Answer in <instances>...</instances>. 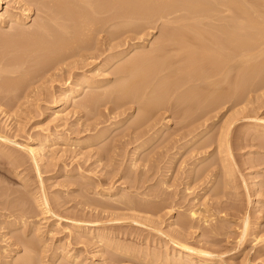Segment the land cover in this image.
Returning a JSON list of instances; mask_svg holds the SVG:
<instances>
[{
	"label": "bare ground",
	"instance_id": "6f19581e",
	"mask_svg": "<svg viewBox=\"0 0 264 264\" xmlns=\"http://www.w3.org/2000/svg\"><path fill=\"white\" fill-rule=\"evenodd\" d=\"M13 1H14L15 5H18V8L21 9V10L20 9L19 10L22 13H19V12L16 13V12H13L9 9V10H6L4 13L1 14V11L4 8L6 1L0 0V32L4 28H9V30H8L9 32L5 33V31H3L4 32L3 34H2V32L0 33V45H1L0 49H4L2 51L5 52V53H3L2 51H1L2 53L0 52L1 53V55H0V115H1V117L3 116V118L5 117L4 118L5 120L7 117V119H8L7 122L9 121L10 118L13 119V117L15 120H17L16 118H18V115L21 116L22 112H24L23 110H25V109H22L23 106L25 108L28 107V105H29L28 101L31 97H33L32 95H34V97L38 96V95H36V92H39V91H36L37 88L35 89L32 87L33 90H31L32 89L31 84H33V82H36L35 80H37V81L43 80L44 81L45 76L49 75L51 72L54 71L53 73H55V71H57V70L61 71L62 67H63V66L61 67V65L65 64L66 61H68L71 58L75 59V57H81V58H83V60H88L87 62H83L84 65L82 64V62L79 61L80 64L83 66H81L79 64L78 65L82 68L84 66H85V68L88 67V66H86L88 64V62H89L88 65H91L90 64L91 61H89V59L92 60V64H94V61L95 62L97 61L99 63L100 62L99 59H102L101 61L104 62V68L110 67V65L115 66L116 64H118L115 69L113 66L112 67L114 70L113 71L114 75H118L117 77H119V78H115V79H119V81H121L120 83H117L119 81H116L117 84L115 83L116 85H112V80H110V79L109 80L108 79H104V80L102 79L101 81H99V80L94 79L92 77L88 78V76L86 77L84 74H82V75L80 74L81 76H80V78L78 76L79 79L77 81L73 82V84H72V82H71L72 80H71L70 81L71 85L67 84L68 87L65 89L63 88L64 90H62V92H61L62 96L65 95V98L63 100H55L54 98L49 99V100H51V102L52 101L54 102L52 106L50 105L49 109L57 110L59 108L64 107L66 104L73 102L74 99L77 96H79L78 94L82 92L81 90L82 89L84 90L86 88L90 89L92 91V94H90V93H88L90 95L85 94L86 98H84V100H81V101H79V103H77L78 106L80 104L82 108L84 107L85 109L86 108L89 109L88 107L93 106L92 108L94 109L95 108L94 105L98 104L100 101L99 99H101V98L109 101V103L111 104V102H110L112 100L111 95H113V94H115V96H116V97L113 96V97H115V98H113L115 100L114 105L115 104L117 105L119 102L122 103L124 101V104L126 107L125 109H128V107L126 106V102H128V104L130 102V104L133 103V104L140 106V108L138 107L139 111H138V116L136 117L137 120L135 118V122L138 125L141 124L140 127L142 130L140 131L139 130L140 128H137L141 133H138V134L136 133L137 134V135H135L136 137L135 138L133 137L134 139L131 142V146H132V144H136V145H134L135 146V148H134L135 149L134 150L135 155H139L140 153H142V151H144L146 148H148L156 139H158V137H160V134L162 133V131L172 124L171 119L168 118L167 120L165 119L166 123L163 127L157 128V126L159 124L157 125V123L155 121H154V123L152 122V120L154 118L153 115L155 114V111L157 109H158V112L160 109H162L164 111L166 110L169 112L171 111L173 113V116H175L178 120L182 121V122H180V121L179 122H180V124H182L181 126H183V128L186 129V132H184V133L182 132V135H180V138L187 139V138L191 137V139L189 138V140L186 142L187 145L189 144V145L195 146L196 144H200V146L197 148V151H198L201 149H203V150L207 149V148H209V146H212L213 144H215V145L217 144L216 145L217 151L221 154V156L219 158L222 159L221 162H222L223 168L221 170H223V172H225L224 174H226V176L228 175V177H231L229 175H232V172L235 170H233L232 169L233 167L231 168V165L228 164L229 160L227 158V157L231 158L230 157L231 154L229 153L231 150V148L229 147L230 138L229 137L224 138L223 136L221 137L223 130L228 131L230 129V127H229L230 123L229 122L227 123V120L229 118L226 119V125H228V124L229 125L226 127L222 126L225 129L222 128V130L220 131L221 133L219 132L221 135L218 139L214 140L213 138H211V140L205 141L204 138L209 133V130H208V127H207V129L206 128L201 129V128L204 127V125H206V123L208 124V122H210L211 120L214 119L215 115H214V117H212L211 116L212 112H215L216 110L224 107L225 105H227V107L229 106L228 110H233L235 107L237 108V107H239V105L245 103V99L248 97V95L252 96L251 92H253L254 90L256 91V89L258 87L264 86V62L263 63L259 62V64H258V62H255L256 60L258 61L260 58H262L261 60H263V56H264V0H13ZM34 3H35V5H33ZM31 5L36 6V9L38 10L37 12L42 13L41 15L43 16V17L40 16L41 19H39L40 17H38V19L40 21H37L38 19L34 20L36 22L34 23L35 25L33 28L31 26H30V28L27 27L28 22L32 21V19H31L32 18V16H31V14H32ZM117 21H119L118 23L122 25L121 29H119L121 27V25H118V24L115 27L117 29V27L119 26L118 30H116L115 28H113V30H110L109 28H111V26H109V28L107 27L109 23H112V22L115 23ZM158 22H160V23L162 22L161 28L163 27L162 28L163 30H161L162 33L160 31V33H161V37H159L160 40L158 38L159 42L156 41V43H154L155 46L153 45L154 47L152 46V48H150V46H151L150 45L149 46L150 50H148V48L146 50L145 46H142V47L137 46L140 42L138 43L135 41L144 38V37L143 38L140 37L139 35H141L143 32H145L144 30L146 28H151V27L155 26ZM114 23H112L111 25H113ZM153 28H155V27H153ZM114 29L116 31H119L118 33L116 32L117 37L122 38L121 41H119L120 43H118L117 45L116 44L114 45V43H112V40L116 39V37H114V34H115ZM108 30H110V33L113 32L112 33L113 36L110 35V36H107V37L102 38L100 40V38H98L99 35L101 33H105V32L107 33L106 35H109V33L107 32ZM128 34H131V35H128ZM93 40L95 41V44L92 46L89 44V42H91ZM156 44H157V46H156ZM2 45H4V46H2ZM123 46L124 47L127 46V47L120 52H117V53L112 52L111 53V51L115 50L116 48H118V47L123 48ZM137 47H138V49H136ZM135 49L137 51L139 49H141L142 52L138 51V53H135L136 52ZM133 50L135 52L131 57L130 53L133 52ZM38 53H40V54H38ZM30 54H32L33 56L35 55L34 60H33V58L31 59L29 57V56H31ZM128 56H130V57L128 58ZM257 57H260V58L258 59ZM68 62H70V61H68ZM74 62L76 63V61H74ZM67 65H68V63L64 67L69 68V66H67ZM78 65L75 64L76 67ZM34 67L36 68V70H35L36 73L33 72V69L30 70L31 68H34ZM73 67H74V65H73ZM85 68H83V69H85ZM67 70H69V69H67ZM30 71L33 73H30ZM71 71L69 70V72H71ZM33 74H34V76H33ZM35 74L36 75L38 74V76H36ZM105 74H106V72H105ZM101 75H103V74H101ZM69 76H72V75H69ZM73 76H74V74H73ZM52 77H54V75H52ZM64 78H66V77H64ZM70 79H71L70 77L67 78L66 79L67 81L65 83H70L69 82ZM52 83H54V82H52ZM36 84H35V87L37 86ZM110 85H111V88H110ZM45 86H47V85H45ZM241 86H243V87H241ZM39 87H41V86H39ZM255 87H256V89H254ZM46 90L47 89H45V91ZM98 90H101V92L99 91L96 93V91H98ZM255 91H254V93L257 92V91L255 92ZM62 96H61V99H62ZM100 96H101V98H100ZM104 96L107 98L105 99ZM52 97H54V96L52 95L51 98ZM97 97H99V98H97ZM43 98H44V96H43ZM251 98H249L250 99L249 102L251 101ZM33 99H35V98H33ZM116 101H117V103H116ZM242 101H243V103H241ZM101 104H103V103H100L99 105H101ZM105 104H106V102H105ZM26 105H27V107H26ZM116 105H115V107H116ZM122 105H123V103H122ZM118 107H119V105H118ZM120 107L122 108V106H120ZM28 108H30V107H28ZM92 108H90V109L92 110ZM98 108H100V107H97V109ZM29 110L30 109H28V111ZM124 110L122 108V111H124ZM112 111H114V110H112ZM25 112H27V110ZM219 112L217 114H219ZM116 113H118V112H116ZM236 113H237V111H236ZM113 114H115V113H113ZM24 115H26V114H24ZM65 116H66V114H65ZM234 116H235V113H234ZM22 117H23V115H22ZM25 117H27V116H25ZM231 117H233V116H231ZM53 118H54V122H56L60 126L61 122L63 123L65 121L64 119L66 117L64 118L63 115H60V113L58 111H55ZM176 118H175V120H176ZM28 119H30V118L28 117ZM154 120H156V119H154ZM224 120H225V118H224ZM10 121H11V119H10ZM12 121H14V120H12ZM149 121H151L152 124H150ZM229 121H230V119H229ZM179 122L177 124H179ZM230 122H232V121H230ZM14 123L15 122H13V124ZM20 124H22V123H20ZM83 124H85V123H83ZM92 124H96V122L92 123ZM131 124L135 125L133 123V121H131ZM143 124H145L144 127L142 126ZM88 125L90 126L91 124H88ZM88 125H86V126H88ZM138 125H137V127H138ZM146 125H148V126H146ZM3 126L0 125V142H5V145H7L9 142H11L10 141L11 137L9 134L10 132H9V130L5 131L8 128L6 129ZM24 126H26V125H24ZM63 126L65 127L66 124L65 125L63 124ZM77 126H78V124H77ZM77 126H75V127H77ZM68 127H69V125H68ZM91 127H93V125ZM131 127H133V126H131ZM142 127L143 128L146 127V128L143 129ZM3 128H5V130ZM20 128L17 129L18 132L24 131L23 129L21 130ZM183 128H180V130ZM14 129L15 128H13V130ZM110 129L111 128H109L106 131L104 130L102 133L100 131H98V135L95 136V139L93 142H102V141L104 142L106 140L108 133L110 132ZM137 129H135V130H137ZM219 129H218V131H219ZM259 129L260 130L258 132H260L261 134L264 133V126H260ZM17 130H16V132H17ZM88 130H89V128H88ZM10 131H11V128H10ZM95 131H93V132H95ZM71 132H72V130H71ZM99 132H100V134H99ZM134 132H136V131H134ZM24 133H19V135L24 134ZM180 133L181 132H179L178 134H180ZM8 134H9V136H8ZM35 134H36V132H35ZM66 134H69V133L66 132ZM164 134H165V132H163V135ZM15 135H17V134H15ZM133 135H134V133H133ZM57 136H59V135H57ZM67 136L68 135H65V133H63V135H61V137L59 138V142L61 144L64 143V145H65V143L68 141ZM54 138H56L55 131L49 132V134L46 136L40 137L38 135H35L31 138L30 142H32V144H34V145L32 147L30 145V149H28L29 152L27 153V154H29V156H31L30 160L32 159L34 161V162H29V163H32L31 166L34 167V165H33L34 163L46 162L48 160V158H49L48 161L50 164H52V163L56 164V163H54V161H56V162L61 161L62 162V159L64 161L65 156H63V155L60 156V157H62L60 160H59L60 157L58 159H55V158H57V156L55 157V155L58 154V156H59V152L57 153L56 151L53 150V148L56 146L55 143H54L55 145H46L48 142H50V140H53ZM90 138H92V137H90ZM120 138L122 139V136ZM12 139H14L13 136H12ZM131 139H132V137H131ZM114 140H116V139H114ZM79 141H80V139L73 141L72 142L73 147H75L76 145H79ZM86 141H85L86 144L87 143L89 144V141L92 142L91 139L87 142ZM126 141H125V144L127 145ZM82 142H80V144ZM118 142L121 143V141H118ZM118 142H117V144H118ZM177 142H179V141H177ZM13 143H15V142H13ZM113 143H111V144L115 145ZM128 144H129V142H128ZM59 146L57 147L58 149L60 148ZM66 146H64V147L66 148ZM51 147H52V150L49 149ZM105 147H106V145H105ZM2 148L7 150V148H5V147H0V151L2 153L4 152L3 150H1ZM46 148H48L49 151H51L50 152L51 155H50V153H48L49 154L48 158L46 157L47 156L46 155L47 150H45ZM58 149H57V151H58ZM113 149L114 150L116 149L115 146L113 147ZM134 151H133V153H134ZM22 152H23V150H22ZM61 152H63V150L60 151V154H63ZM105 152H107V153L109 152V155H107V157H108L107 162L110 163L109 159H111L112 156L111 157H109V156H110V153L112 151L110 152V150H109V151H104V153ZM205 152H207V150ZM4 153L7 155V153H9V152H4ZM65 153H67V152H65ZM190 153H193V152H190ZM24 154H26V153H23V155ZM68 154L69 153H67L65 155H68ZM101 154L99 155V157H100L99 161L102 162V160L105 159L106 155L104 156ZM226 154H228V156ZM9 155L11 157H14L15 154H12V152H11V154L9 153ZM18 155H20V154H18ZM18 155H15V158L18 157L17 159L19 161L20 156H18ZM69 155L74 156V157H71L72 159H74L75 157L76 158L79 157V155L76 156L77 154L75 155V153L69 154ZM80 156H82V154ZM101 156H103V157H101ZM5 157H7V156H5ZM209 157H211V154H208L205 157H202L200 159L197 158V159H198V162H200L203 160H207ZM9 158L10 157H8V160H9ZM22 158H21L22 162L19 161L20 164L27 161L25 158L23 161ZM139 158H140V156H139ZM141 158H140V161H141ZM143 159L145 161L147 158L143 157L142 160ZM66 160H68V159L65 158V161ZM78 160H79V158H78ZM12 161L15 162L14 159ZM18 161L15 163H18ZM75 161H77V160H75ZM148 161H150V160L148 159ZM67 162H64V163L66 164ZM198 162H197V164H198ZM46 163H45V166L47 164H49V163H47V164ZM84 163L82 164L83 166H84ZM212 163H214V161ZM252 163L253 162H251V164ZM20 164L18 163L19 166H20ZM23 164H24V168H26L25 165L27 163L26 164L23 163ZM53 164L51 167L54 170L55 166L57 167V165L54 166ZM78 164H80V162ZM78 164H75V165H78ZM195 164H196V162H195ZM62 165H64V164H62ZM66 165L68 166L69 164L67 163ZM71 165H72V163H70V166ZM19 166H18V169L22 167V165H21V167H19ZM38 166H40V165H38ZM48 166H50V165H48ZM67 166H65V167H67ZM70 166H68L67 167L68 169L67 168L66 169L69 170ZM81 166L78 168H71V171L70 170L69 171L70 172H76L77 174L76 173L75 174L77 176H80L81 178L86 177V174H84V172L86 170L83 171V169H82L83 167H81ZM207 166L208 165H206V167ZM214 166H216V165H214ZM222 166H220V167H222ZM12 167H13V164H12ZM238 167H240V166H238ZM13 168H15V166ZM16 168H17V165H16ZM58 168L60 169L61 167H58ZM58 168H55V169H58ZM194 168H196V167L193 166L192 173H193V175L195 174V177H196L197 174H196L195 170L197 171L198 167L195 170H194ZM210 168H214V167L211 165ZM37 169H38V167H37ZM45 169L46 168H44L43 171ZM62 169H60V170H62ZM72 169H76V170H72ZM204 169L205 168H203V170ZM38 170H41V169H38ZM102 170H104V169H102ZM212 170H214V169H212ZM14 171H15V169H14ZM34 171H36V169ZM69 171H67V172H69ZM200 172H204V171L201 170ZM205 172L201 173V174H204L203 176H206L207 172H206V174H205ZM192 173H191V175H192ZM213 173H215V174H213ZM212 174L213 175H211V177H214V179L210 182V185L207 186L208 189L213 188V186L217 182V178L219 177L218 171H216V172L213 171ZM201 176L202 175H200V177ZM207 177H209V174H207L206 178ZM201 178H196V179H197V181H199ZM225 178L226 177H223V181ZM228 179L230 180V178L226 179L227 182L229 181ZM233 179L236 180V178H233ZM203 180L206 181V179H203ZM134 181H137V179ZM74 182H76V181H74ZM200 182H201V180H200ZM224 182L227 184L226 181H224ZM230 183L231 182H229V184ZM84 184H87V183H84ZM227 185H226V187H228ZM23 186H26V183ZM232 187H233V185H232ZM26 189H27V186H26ZM4 191H6V190H4ZM200 192L202 194V191H200ZM46 194H42L43 196L41 197L39 206L41 207V209L43 210L44 213H46V214L52 213L53 214L55 210L53 209V206L51 208L52 203L50 204ZM96 194L99 195V193H96ZM121 200H122V198H121ZM8 202H9V200H7V203ZM10 202L8 204H10ZM119 202H121V205H122V207L121 206H119V207H121L123 210L126 209L129 212L135 211V210L139 211V209L144 210V208L147 210L149 208L147 205H144L145 203L142 204L140 201L139 202L142 204L141 207H143V205H144L148 208H146V207L140 208L139 204L134 205L136 203L133 204V201H131V200L129 202H128V200H127V202H122L119 200ZM7 203L5 206L8 205ZM93 203H92V201L91 202L84 201L82 205L86 206V207H88V206L93 207L95 205V203L98 204V202H95L94 204ZM24 204L22 203V206H21V204H19V205L17 204L16 209H18L20 206V209L22 210ZM112 204H113V202H112ZM172 204H170V205H172ZM12 205H14V203ZM25 206H24V208H25ZM95 206H97V205H95ZM112 206L106 205V208L109 207V208L113 209L115 206H113V207ZM8 207H9V205H8ZM8 207H4L3 212L0 211V212H2V213H0V218L1 219L5 218L3 220L0 219V231L8 230L10 232H5L4 235L2 233H0V237L7 238L8 235H10V236L13 235L12 233H13L14 229L22 230L23 235L21 236L20 234H18V233L22 232V231L21 232L19 231L17 233V235H19V236H16V234H15V236L13 235L12 237H8L7 241L5 240L6 242H9L8 245H7V243H5L6 246L3 248L1 247L2 245H0V248H1L0 249V264H38L39 262L40 263L45 262L46 264L47 263L48 264H73L76 262L77 256L74 257V255L72 256L71 254H69V252H67L64 247H62V248L59 247L58 249L55 248V250L53 249L52 255L48 256L46 254L47 253V247H46V245H44L45 241L43 240V238H41L42 235L36 234V236L30 235V237H29V235H27V234H29V232H33L35 230H38L36 228V227H38V225L35 222H33V221H35L34 220L35 218H33V221H32V217H34V215H30V214L25 215L26 212L24 210V212H22L23 215H20L21 214L20 213V214H18V216H15V214H14L16 212L15 211V205H14V208L12 206H10L9 208ZM94 207H93V209H94ZM12 208H13V210H12ZM154 208H155V206H154ZM115 209H119V208L117 207ZM151 209H152V212L156 211L153 208H151ZM146 210H145V212H147ZM241 210L244 211L243 208H241ZM4 211L8 212V214L4 213ZM26 211H28V210H26ZM148 211H151V210H148ZM27 213H31V212H27ZM41 213H42V211H41ZM16 215H17V213H16ZM130 215H129V217H130ZM195 215H196V213L192 212L190 215V218H192V220H193V218L195 219ZM124 216L126 218V214ZM134 218L132 219V221L135 220ZM119 219H120V217H119ZM123 219H124V217H123ZM242 219H243L242 226H241L242 232L240 231L241 232V239H240L241 242L243 243L244 241H246L248 239V237L249 238L252 237L253 241H255V242L259 241L261 238V241L263 240V242H264V237H262L260 235V231H259L260 229L258 231H256L257 230L256 229V230L250 232V227H251L252 223L250 221V217H249L248 213L247 214L245 213L244 218H242ZM146 220H148V219H146ZM185 220L187 221V219H185ZM189 220H191V219H188V222L184 223V224L182 222V224L184 226V230L182 232L180 230H179L180 232L179 231L178 232L172 231L173 235H171V237L169 236L170 234H168V236L170 237L169 239L173 241L172 244L176 248H178L179 250L176 251V253L173 255H170L166 252H165L166 255L160 254L161 256H166L165 259L163 258V260H160V264H223V262H222L223 260L216 261L214 258H212V256H213L212 253H210L207 250H204L202 248H199V247L197 248L190 243L191 240H189L190 238L188 236L189 235L188 229H189V227L190 228H193V227H191L192 223ZM205 220H207V219H205ZM153 221H154V219H153ZM135 222H137V220H135ZM35 224H36V226H35ZM156 225H158V224L156 223ZM82 226L83 225L79 226L77 229L78 235L86 234V236L90 237V238H88L89 243L94 242V244L95 243L101 244V245H99V246H101L99 248H101L100 251L102 253L105 250L111 249L118 256V258L121 259V262H124V261H122V259H124V260L126 259L128 261H130V260L134 261V259H140L141 260V259L145 258L144 261L146 260L148 262V264H150V263L153 264L155 261L159 260L158 259L159 255L156 256L155 252H152V253H154V255L157 257V259L154 257V255H151L154 258L149 257L150 259L147 260L146 259L147 258L146 253H145V255L142 253V255L144 256V258H143L142 256H140L141 255L140 251L138 252L140 255L138 253H136L137 249L135 252L134 248L132 249L129 246H125L123 244L117 243L119 240L117 242H115L114 240H110L109 235L107 233L100 232L98 230H93L92 228L87 227V226L86 227H82ZM156 228H158V227H156ZM213 228H214V230H216L215 227H213ZM214 230L211 229L209 231L213 232ZM38 231L40 232V230H38ZM109 231H110V229H109ZM217 232L218 231H215V233H217ZM186 234H188V235H186ZM211 234L216 235L214 233H211ZM166 235H167V232H166ZM32 236H33V238H32ZM13 237H15V239H14L15 241H12ZM0 241H1V238H0ZM2 241H3V239H2ZM2 244H4V243H2ZM165 245H166V243H165ZM23 249L26 251L25 254H23L24 253ZM3 255L5 257H3ZM19 255H21V256L19 257ZM116 255L114 256V258L117 257ZM1 258L5 259V260L2 261ZM126 260H125V262H126ZM144 261H142V262H144ZM119 262L120 261H118V263ZM43 263H41V264H43ZM132 264H134V263L132 262ZM156 264H159V262Z\"/></svg>",
	"mask_w": 264,
	"mask_h": 264
},
{
	"label": "rangeland",
	"instance_id": "374dc122",
	"mask_svg": "<svg viewBox=\"0 0 264 264\" xmlns=\"http://www.w3.org/2000/svg\"><path fill=\"white\" fill-rule=\"evenodd\" d=\"M5 1H6V4L4 5L3 10L1 11V14L4 13L6 10H9V9L13 12H16V13L17 12L22 13V12H20L21 9L18 8V5H15L13 0H5ZM33 5H35V3ZM31 8H32V14H31L32 21L28 22V25H27V27H29V28H30V26L33 28L35 25L34 23L36 22L34 20H36V19H38V17L42 16L41 15L42 13L37 12L38 10L36 9V6L31 5ZM39 19H41V17ZM39 19L37 21H40ZM118 22L119 21L115 22L116 24L114 22H112L115 25L114 24L111 25L112 23H109L110 25L108 24L107 27L109 28V26H111L112 29L111 28H109V29L113 30V28H115L117 26V24L121 25ZM161 24H162V22L161 23L158 22L155 26H153L155 28H153V27L146 28L144 30L146 33L143 32L144 34L142 33L141 35H139L140 37H142V38L144 37V38L135 41L138 43L140 42L137 46H141V47L145 46L146 50H147V48H148V50H150V48H152L153 45L155 46L154 43H156V41H158V38L161 37V33H162L161 30H163L162 29L163 27L161 28ZM118 28H119V26L117 27V29L116 28L115 29L118 30ZM121 28H122V25L119 29H121ZM115 29H114V32L116 35L114 34V37H116V39L113 38L114 40H112V43H114V45L115 44L117 45L118 43H120L119 41H121L122 38L117 37V33L119 31H116ZM8 30H9V28H4L1 32L3 34L4 33L3 31H5V33H6V32H9ZM110 30L107 31L109 33V35H106L107 34L106 32L101 33L98 38H100V40H101L102 38H105L107 36H110V35L113 36V34H112L113 32L110 33ZM160 31H161V33H160ZM128 35H131V34H128ZM159 40H160V38H159ZM93 41L89 42V44L92 46L95 44V41L94 42ZM141 42L142 43L144 42V43L142 44ZM2 46H4V45H2ZM149 46H150V48H149ZM156 46H157V44H156ZM126 47L127 46H125V47L123 46V48L118 47L115 50L111 51V53L112 52H115V53L120 52L123 49H125ZM0 48H1V45H0ZM136 49H138V47ZM136 49H135L136 52L133 50V52L130 53L131 57L134 54V52L138 53V51H141V49H139L138 51ZM2 50H4V49H0V52ZM1 53H0V55H1ZM3 53H5V52H3ZM38 54H40V53H38ZM30 55L31 56H29V57L31 59L33 58V60H34L35 55L34 56L32 54H30ZM129 57L130 56H128V58ZM257 58L259 59L260 57H257ZM261 59L262 58L259 59L260 61L256 60L255 62H258V64H259V62L263 63L264 62V56H263V60H261ZM73 60L76 61V63ZM101 60L102 59H99V61H100L99 63L97 61L96 62L94 61V64H92V60L89 59V61H91L90 62L91 65H88L89 64V62H88V64L86 63L87 64L86 66H88V67L85 68V66H84L83 68H85V69H83L82 67L79 66V65H81L80 62H82V64H83V62H87L88 60H83V58H81V57H75V59L74 58L69 59L68 61H70V62L66 61L65 64L61 65V67L62 66L64 67L68 63L67 66H69V68L68 67H64V68L62 67V70L60 69L61 71L57 70V71H55V73H53L54 72L53 71V72H51L52 74L50 73L49 75H46L44 78V81L43 80H40V81L35 80L36 82H33V84H31V88L32 87L35 89L37 88L36 91H39V92H36V95H38V96L34 97V95H32L33 97L30 98L31 100L29 99L30 102L28 101V104L29 105L31 104V105L30 106L28 104L27 105L30 108H28L27 105H26L27 108H25L23 106L22 109H25L23 111L25 112L27 110V112H25V113L22 112L23 117H22V115L21 116L18 115V118L20 117L21 119L16 118L18 120L17 121L13 117V119L10 118L11 121L9 119V121L7 122V120H8L7 117L5 120L4 119L5 117L3 118V116L1 117V115H0V125L1 126L4 125L3 127H5L6 129L8 128L7 130H5V128H3V129L5 131L9 130V132H10L9 134L11 137L10 138L11 142H9L8 144L6 143L7 145H5V142H0V144H1L0 147L7 148V150H5L4 148H2L1 150H3L4 152H9L10 154H11V152H12V154H15V155L20 154V155H18V156H20V158H19L20 162H22V160H21L22 157H23L22 158L23 161H24V158L28 161L27 162L25 160L26 162H23L25 164L27 163L26 164L27 166L25 165L26 168H24V164L23 163L20 164V162L17 159L18 157L15 158V155H14V157H11L9 155V153H7V155H6L4 152L2 153L0 151V211L3 212V208L8 207V205H9V207L12 206L13 208L15 205V211H16L14 213L15 216H18V214H20V213H21L20 215H23L22 212H24V210L26 212V214L24 213L25 215H28V214L34 215V217H32V221H33V218H35L34 219L35 221H33V222H35L38 225V227H36V228L38 230H40V232L38 230H35L33 232H29V234H27V235H29V237H30V235L36 236V234L42 235L41 238H43V240L45 241L44 245H46V247H47V253L46 254L48 256L52 255L53 249L55 250V248L58 249L59 247H61V248L64 247L66 249V251L69 252V254H71L72 256L74 255V257L77 256L76 262L73 264H115V263L116 264H125V263L126 264H128V263L132 264V262L134 264H148V262L146 260L144 261L145 258L142 255V253L144 255L146 253V256H147L146 259L147 260L150 259L151 257L152 258L155 257L157 259L156 256L159 255L158 256L159 260L155 261L153 264H156L158 262L160 264V260H163V258L164 259L166 258V256H161V255H166V253L173 255L176 253V251L179 250L178 248H176L172 244L173 241L170 240L169 238L171 237V235H173V232H178L179 230L182 232L184 230L183 224L187 223L188 219H191L189 221L192 223L191 227H193V228L189 227V229H188L189 233L187 232L189 235L186 234L189 236V238H190L189 240H191L190 243L197 248L199 247V248H202V249L207 250L208 252L212 253L214 256V257L212 256V258H214L216 261L223 260L222 261L223 264H244V263L245 264H264V244H263L264 242H263V240L261 241V238H260L259 241L255 242V241H253L252 237H250L251 239L248 237V239H247L248 241L246 240L243 243L240 240L241 239V232H242V230H241L242 229L241 228L242 221H243L242 218H244L245 213L246 214L248 213V215L250 217V221L252 223L251 227H250V232H252L256 229H257L256 231H258L260 229L259 230L260 235L262 237H264V133L261 134L260 132H258L260 130L259 129L260 126H264V86L258 87L259 89L258 88L256 89V87H255L254 89H256L257 92L255 90L254 91L256 93H254V91L251 92L252 96L248 95V97L245 99V103H243V101H242L241 103H243V104L240 103L241 105H239V107H237V108L235 107L233 110H228L229 106L227 107V105H225L224 107L216 110L215 112H212L211 116L214 117V115H215L214 119L210 121L211 123L208 122L209 125L206 123V125H204V127L201 128V129H205V128L207 129V127H208V130H209V133L204 138L205 141L211 140V138H213L215 140V139H218L220 137V135H221L220 131L222 130V128L225 129L224 127L229 125V124L226 125V119L229 118L230 121H232V122H230L229 119L227 120V123L228 122L230 123V125H229L230 129L228 131L223 130L222 135H221V137L223 136L224 138L225 137L230 138L229 147L231 148V150L229 153L231 154L230 155L231 158H229V157H227V158L229 160L228 164L231 165V168L233 167L232 169L235 171L232 172V175H229L231 177H228V175L226 176V174H224L225 172H223V170H221L223 168L222 162H221L222 159L219 158L221 156V154L217 151V146H216L217 144L216 145L213 144L212 146H209L210 149L207 148V149H204V150L201 149L198 151H197V148L200 146V144H196L195 146L189 145V144L187 145L186 142L189 140V138L191 139V137H189L187 139L180 138V135H182V132L183 133L186 132V129H184L183 126H181L182 124H180V122H182V121L178 120L175 116H173V113L171 111L170 112L166 111V110L164 111L162 109H160L159 112H158V109L155 111V114L153 115L154 118H153V120L152 119L151 120L153 123L155 121L157 123V125L159 124L157 126V128L163 127L168 118L171 119L172 124L170 126H168L169 128L167 127L166 129H164L162 131V133L160 134V137H158V139H156L153 142L154 144L152 143L148 148H146L144 151H142V153H140L141 155L140 154L135 155V151H134L135 146L134 145H136V144H132V146H131V142L136 137L135 135H137L138 133H141L140 131L142 130L140 127L141 124L138 125L135 122V118L138 116V111H139L138 109L140 108V106L133 104V103L130 104V102L128 104V102L125 101L126 106L128 107V109H125L126 107H125V104L123 101L122 102L123 105H122V103L119 102L117 105L115 104L116 105V107H115V105H114L115 100L113 98H115L116 96H115V94H113V95H111L112 96L111 99L113 100V101L112 100L110 101L111 104L109 103V101L104 100L100 96L101 99H99V100L100 101L102 100V101L101 102L99 101L98 104L94 105V107L96 109L95 108L93 109L92 108L93 106L88 107L89 109L92 108V110L90 109L91 111L87 108L85 109L84 107H83L84 108L83 109L81 107V105L79 104V106H78L77 103H79V101L84 100V98H86L85 94H88V93L92 94V91L90 89L86 88L84 90L83 89L81 90L82 92L78 94L79 96H77L73 102H70V103L66 104L64 107L59 108L57 110L49 109L50 105L52 106L54 103L53 101L51 102V100H49V99L54 98L55 100H63L65 98V95L64 96L61 95L62 90L67 88L69 84L71 85V82L73 84V82L77 81L82 74H84L86 77L88 76V78L92 77V78L97 79L99 81H101L102 79L103 80L104 79H108V80L110 79V80H112V85H116L117 83H120L121 81H119V79H115V78H119V77H117L118 75H114V73H113V71H114L113 67L115 69L118 64H116L115 66L110 65V67L104 68V62H102ZM75 64L76 65L79 64V65L76 67ZM73 65H74V67H73ZM83 65H81V66H83ZM32 69H33V72L36 73L35 72L36 68L34 67V68H31L30 70H32ZM65 69L66 70L69 69L70 71L72 70L71 72L74 74V76L71 72H69V70L66 71ZM33 72L30 71V73H33ZM105 72H106V74H105ZM38 74L37 75L35 74V75L38 76ZM101 74H103V75H101ZM52 75H54V77H52ZM69 75H72L73 77L69 76ZM33 76H34V74H33ZM68 76L71 78L69 80V82L71 80L72 81L70 83H65L67 81L66 79L69 78ZM78 76H79V78H78ZM64 77H66V78H64ZM116 81H119V82L116 83ZM52 82H54V83H52ZM35 84L37 85L36 87H35ZM38 85L41 87H39ZM45 85H47V86H45ZM241 87H243V86H241ZM33 88L31 90H33ZM110 88H111V85H110ZM45 89H47V90L45 91ZM99 91L101 92V90H98V91H96V93ZM90 94H88V95H90ZM50 95L51 96L53 95L54 97L51 98ZM60 95L62 96V99H61ZM43 96H44V98H43ZM113 96H115V97H113ZM33 98H35V99H33ZM97 98H99V97H97ZM106 98L107 97H105V99ZM249 98H251L250 102H249V100H250ZM105 102H106V104H105ZM100 103H103L104 105L103 104L99 105ZM116 103H117V101H116ZM118 105H119V107H118ZM120 106H122L123 110L124 109L125 110L122 111V108ZM97 107H100V108L97 109ZM28 109H30V110L28 111ZM96 110L97 111L99 110L98 111L99 113ZM112 110H114L115 112ZM55 111H58L60 113V115H63L64 118L65 117L67 118V119L66 118L64 119L66 122L65 121L63 123L61 122L60 126H59V124L54 122L53 117H54ZM236 111H237V113H236ZM116 112H118V113H116ZM218 112H219V114H217ZM113 113H115V114H113ZM234 113H235V116H234ZM24 114H26V115H24ZM65 114H66V116H65ZM25 116H27V117H25ZM231 116H233L234 118ZM28 117L30 119H28ZM175 118H176V120H175ZM224 118H225V120H224ZM154 119H156V120H154ZM12 120H14V121H12ZM136 120H137V118H136ZM131 121H133V123L135 125H132ZM13 122H15V123L13 124ZM95 122H96V124H92ZM149 122H150V124H152L151 121H149ZM178 122H179V124H177ZM20 123H22V124H20ZM83 123H85V124H83ZM63 124L64 125L66 124V126L64 127ZM67 124L69 125V127ZM77 124H78V126H77ZM88 124H91V125L89 126ZM136 124L138 125V127ZM145 124H143L142 126L144 127ZM24 125H26V126H24ZM86 125H88V126H86ZM92 125H93V127L95 126L94 127L95 129L93 127H91ZM75 126H77V127H75ZM131 126H133V127H131ZM146 126H148V125H146ZM222 126H224V127H222ZM10 128H11V131H10ZM13 128H15V129L13 130ZM19 128L21 130L23 129L24 131L18 132L17 129H19ZM88 128H89V130H88ZM109 128H111L110 132L108 133L106 140L104 142L103 141L102 142H93L95 139V136L98 135V131H100L102 133L104 130L106 131ZM137 128H140L139 129L140 131ZM145 128H143V129H145ZM180 128H183L184 130L183 129L180 130ZM91 129L93 131H95V130L96 131L93 132ZM135 129H137V130H135ZM218 129H219V131H218ZM16 130H17V132H16ZM71 130H72V132H71ZM53 131H55V133H56V138H54L53 140H50V142H48L46 145H55L56 144V146L53 148V150L56 151L57 153L59 152V156H58V154L55 155V157L57 156V158H55V159H58L61 155L65 156V158L68 159L66 161H65V158H64V161L62 159L63 163L61 161H57V162L54 161V163H56V164L52 163L54 166L57 165V167L55 166V168L61 167L60 169H62L64 167L65 169L63 168L64 170L63 169L60 170L59 168L58 169L54 168V170H53V168L51 167L52 164H50L48 161L49 160V158H48L49 154L48 153L51 152V151H49V149L52 150V147L49 149L48 148L45 149V150H47V154H46L47 156L46 157L48 158V160H47L48 162L47 161L46 162L49 164H47L46 162H43L44 164L43 163H34L33 164L34 167L31 166L32 163H29V162H34V161L32 159L30 160L31 156H29V154H27L29 152L28 149H30V145H31V147L34 145V144H32V142H30L31 138L35 135H38L40 137L46 136L49 134V132H53ZM134 131H136V132H134ZM35 132H36V134H35ZM66 132H68L69 134H66ZM100 132H99V134H100ZM163 132H165L164 135H163ZM179 132H181V133L178 134ZM19 133H24L25 135L24 134L19 135ZM63 133H65V135H68L67 136L68 141L65 143V145H64V143H62L63 144L62 145L59 142V138L61 137V135H63ZM133 133H134V135H133ZM9 134H8V136H9ZM15 134H17V135H15ZM57 135H59V136H57ZM12 136L14 137V139H12ZM121 136H122V139L120 138ZM90 137H92V138H90ZM131 137H132V139H131ZM78 138L80 139L79 145H76L75 147H73L72 142L79 140ZM90 139L92 140V142L89 141ZM114 139H116V140H114ZM86 140L89 141L90 145L88 143L87 144L85 143ZM124 140L125 141L127 140L126 141L127 145L125 144ZM176 140L179 142H177ZM252 140L253 141L255 140V141L253 142ZM118 141H121V143L124 146ZM13 142H15V143H13ZM80 142H82V143L80 144ZM117 142H118V144H117ZM128 142H129V144H128ZM111 143H113L115 145H112ZM105 145H106V147H105ZM111 145L113 147L115 146L116 149L114 150ZM58 146L60 147L59 149L57 148ZM64 146H66L67 149ZM57 149H58V151H57ZM22 150H23V152H22ZM61 150H63V152H61L63 154H60ZM109 150H110V152L114 151L113 153L111 152L112 154L110 153L109 157L112 156V158L109 159L110 163L107 162L108 161L107 155H109V152L104 153V151H109ZM206 150H207V152H205ZM133 151H134V153H133ZM65 152H67L69 154L75 153V155L77 154L76 156L79 155V157H77V158L75 157L74 159H72L71 157H74V156L69 155V154L65 155V154H67ZM190 152H193V153H190ZM23 153H26V154L23 155ZM99 153L100 154L102 153L101 155H104V156L106 155L105 159H103L102 162L99 161V159H100ZM81 154H82V156H80ZM208 154H211V157H209L207 159L208 161L203 160V161L198 162V159L205 157ZM50 155H51V153H50ZM226 155L228 156V154H226ZM5 156H7V157H5ZM139 156H140V158L146 157L147 159L144 161V159L142 160V158H141V161H140ZM8 157H10L9 160H8ZM101 157H103V156H101ZM61 158L62 157H60L59 160ZM78 158L80 161L78 160ZM13 159L15 160V162L18 161L20 166L18 165V163H15L14 161H12ZM148 159L150 161H148ZM75 160H77V161H75ZM78 161L80 162L81 165L84 162L86 164L84 163V166L83 165L81 166L80 164H78L79 163ZM213 161H214V163H212ZM64 162H67L69 164L68 166H70V163H72V165H71L72 167L70 166V168H69L70 171H71V168H78L80 166L83 167L82 168L83 171L86 170L84 172V174H86V177L81 178L80 176L76 175L77 174L76 172H70L69 170H67L68 169L67 168L68 166L66 165L67 163L65 164ZM195 162H196V164H195ZM197 162H198V164H197ZM251 162H253V163L251 164ZM45 163L47 164L46 166H45ZM61 163L67 167H65ZM12 164H13V167L15 166V168L12 167ZM15 164L17 165V168H16ZM75 164H78L79 166L75 165ZM21 165H22V167H21ZM38 165H40V166H38ZM48 165H50V166H48ZM206 165H208V166L206 167ZM211 165L214 168H210ZM214 165H216V166H214ZM18 166L21 168L18 169ZM193 166L196 167V168H194V170L197 169V167H198L197 171L195 170L196 174L198 175V176L196 175V177H195V174L193 175V173H192ZM220 166H222V167H220ZM238 166H240V167H238ZM37 167H38V169H41V170H38ZM202 167L205 169L203 170ZM34 168L36 169V171H34L35 170ZM44 168H46V169L43 171ZM14 169H15V171H14ZM102 169H104V170H102ZM212 169H214V170H212ZM66 170L69 172H67ZM72 170H76V169H72ZM201 170L204 172L206 171L207 174H209V177L206 178V176H207L206 172H205L206 176H203L204 174H201V173H204V172H200ZM213 171L214 172L218 171L219 177L217 176L218 177L217 182L213 186V188L208 189L207 186L210 185V182L214 179V177H211V175L215 174V173L212 174ZM190 172L192 173V175ZM200 175H202L201 177L203 179H206V181L203 180L200 177ZM223 177H226L224 179V181H226V182H227L226 179L230 178V180L228 179L229 181L227 182L228 185L223 181ZM135 178L137 179V181H134V180H136ZM196 178H201L200 179L201 182L199 179H198L199 181H197ZM233 178H236L237 181ZM74 181H76V182H74ZM229 182H231L230 183L231 185L229 184ZM25 183H26L27 189H26V186H23V185H25ZM84 183H87V184H84ZM226 185L228 187H226ZM232 185H233V187H232ZM4 190H6V191H4ZM200 191H202V194ZM96 193H99V195ZM42 194H46L48 201L50 202V204L52 203L51 208L53 206V209L56 211V212L54 211L53 214L52 213L51 214L44 213L43 210L41 209V207L39 206L41 197L43 196ZM121 198H122V200H121ZM7 200H9V202L11 201L12 203L10 202V204H8L9 202L7 203ZM119 200L122 202H127V200L129 202L131 200V201H133V204L136 203L134 205L139 204L140 208L146 207L144 205H147L149 208L146 207V208H148L147 210L145 208H144V210L143 209L142 210L139 209V211L135 210L136 212L135 211L129 212L126 209H124L125 210L124 211L121 208L122 205H121V202H119ZM84 201H88V202L92 201V203L98 202V204L95 203V205H97V206H95V205H94L95 207L93 206L95 209L94 210L93 207L83 206L82 204ZM139 201L142 204L145 203L143 205V207H141L142 204ZM112 202L114 205L112 204ZM6 203L8 204L7 206H5ZM13 203H14V205H12ZM22 203L23 204L25 203L23 205V209H22L23 211L20 209V206L18 209H16L17 204L18 205L21 204V206H22ZM170 204H172V205H170ZM106 205H109V206L113 205L115 207L113 209L109 208V207L106 208ZM24 206H25V208H24ZM116 206L119 209H115V208H117ZM119 206H121V207H119ZM154 206H155V208H154ZM13 208H12V210H13ZM151 208L156 210L155 211L156 213L152 212ZM241 208H243V210L245 212L242 211ZM26 210H28V211H26ZM145 210L147 212H145ZM148 210H151V211H148ZM41 211H42V213H41ZM2 212H0V213H2ZM27 212H31V213H27ZM192 212L196 213L195 219L193 218V220H192V218H190V215ZM4 213L8 214V212H5V211H4ZM16 213H17V215H16ZM125 214H126V218L124 216ZM129 215H130V217H129ZM119 217H120V219H119ZM123 217H124V219H123ZM133 218L135 220H137V222H135V220L132 221ZM3 219H5V218H2L1 220H3ZM146 219H148V220H146ZM153 219H154V221H153ZM185 219H187V221ZM205 219H207V220H205ZM182 222H183V224H182ZM156 223L158 225H156ZM36 224H35V226H36ZM81 225H83L82 227L87 226V227L92 228L93 230L105 232L109 235L110 240H114L115 242H117L119 240L117 243L123 244L125 246H129L132 249L134 248L135 252L137 249L136 253H138L140 251L141 255L139 253L138 254L140 256H142L144 259H141V260L140 259H134V261L133 260L128 261L125 259L126 262L124 259H122V261H124V262H121V259L118 258V256L111 249L105 250L103 252L104 253L103 254L100 251L101 248H99V247H101V246H99L101 244H96V243L94 244V242L89 243L88 238H90V237L86 236V234L78 235L77 229ZM156 227H158V228H156ZM213 227H215L216 230H214ZM109 229H110V231H109ZM211 229L214 231L213 232L209 231ZM19 231L21 232L22 230L14 229L12 234L14 236H15V234H16V236H19V235H17V233ZM215 231H218V232L215 233ZM5 232H10V231H8V230L0 231V233H2L3 235ZM166 232H167V235H166ZM210 232L214 233L216 235H213ZM22 233H23V231L21 233H18V234H20L22 236L23 235ZM168 234H170L169 235L170 237L168 236ZM13 235H11V236L8 235V237H12ZM33 236H32V238H33ZM0 238H1L0 245H2L1 246L2 248L6 246L5 243H7V245L9 244V242H6L7 238H2V237H0ZM2 239H3V241H2ZM12 239H13L12 241H15L14 240L15 237H13ZM2 243H4L5 245ZM165 243H166V245H165ZM23 252L22 253L25 254L26 251L23 249ZM150 252L151 253L155 252L156 256L154 255V253L151 254ZM115 255L117 257L114 258ZM151 255H154V257ZM20 256L21 255H19V257ZM3 257H5V256L3 255ZM2 258H1L2 261L5 260ZM118 261H120V262L118 263ZM142 261H144V262H142ZM41 263H43V262H41ZM41 263L39 262L38 264H41ZM150 264H152V263H150Z\"/></svg>",
	"mask_w": 264,
	"mask_h": 264
}]
</instances>
